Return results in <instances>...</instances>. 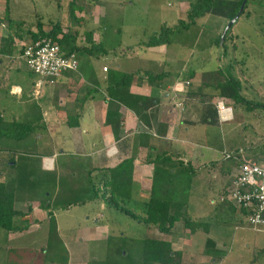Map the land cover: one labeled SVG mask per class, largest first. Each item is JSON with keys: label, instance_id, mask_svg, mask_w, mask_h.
Returning a JSON list of instances; mask_svg holds the SVG:
<instances>
[{"label": "crops", "instance_id": "crops-1", "mask_svg": "<svg viewBox=\"0 0 264 264\" xmlns=\"http://www.w3.org/2000/svg\"><path fill=\"white\" fill-rule=\"evenodd\" d=\"M111 5L108 11L116 9V4ZM8 7L10 10L9 2ZM5 11V0H0V118L1 124H8L4 128L0 125V183H13L14 188L20 186L22 190H14L13 201V209L21 215L12 216L10 229L0 226V264H54L46 255L40 257L46 243L38 242L34 247L22 241L26 234L43 230L48 237L51 216L62 241L63 227L64 231L86 230L93 228L90 221L94 227L107 226L105 219L110 220L111 213L106 206L113 208L108 203L110 183L119 177L115 174L119 169L130 171L131 178L124 175L120 180L129 195L125 193L116 200L139 211L138 218H145L153 172L149 161L162 153L174 161L165 168L191 172L188 217L209 223L216 216H224L231 224L245 218L244 211L219 198L230 187L241 161H264V89L261 73H256L259 66L252 59L255 53H235L224 66L221 61L226 59V52L168 54L162 52L167 44L150 46L146 43L149 39L134 46L121 42L115 45L114 37H108L107 26L100 24L98 12L95 21L87 23L90 26L71 25L73 29L63 30L77 34V70L65 71L55 83L38 85L39 77L20 54L23 45L34 40L39 21L32 26L8 13L9 24ZM40 24L44 31L52 27ZM80 33L84 35L82 41L78 39ZM107 59L109 64L100 67L99 60ZM173 60L175 66H170ZM104 66L109 68L106 72ZM113 70L131 75L124 92L140 96L135 104L134 98L125 94L122 101L112 97L107 75ZM232 79L238 81L241 99L224 92ZM185 81L189 83L183 91L173 90L177 82ZM218 100L230 108L227 119L220 118ZM110 101L115 102L119 115L111 119L116 123L115 130L111 120L106 121ZM131 101L134 107L129 105ZM14 123L25 125L30 131L26 137L20 133L24 128ZM11 129L14 135H6ZM23 140H28L33 150L43 151L29 153L35 159H20L24 155L20 151ZM23 162L29 163L28 168ZM62 180L65 190L59 195ZM78 188L88 196L68 201L70 197L66 196ZM72 202L100 204L98 209L93 208L95 211H87L88 215L82 214L76 224L69 223L73 214L67 213L61 225L55 206L67 210ZM78 260L70 264H87Z\"/></svg>", "mask_w": 264, "mask_h": 264}, {"label": "rangeland", "instance_id": "rangeland-1", "mask_svg": "<svg viewBox=\"0 0 264 264\" xmlns=\"http://www.w3.org/2000/svg\"><path fill=\"white\" fill-rule=\"evenodd\" d=\"M190 1L76 0V4L81 7L74 11V15H71L70 0H9L10 10L8 13L15 19L24 18L32 26H35L38 21L45 26L59 23L61 27L63 25V31L73 29L70 27L71 25L76 28L79 27V24L84 27L90 26L88 25L89 21H95L99 12L101 15L100 24L107 26L108 37H114L112 38L115 45L121 42L122 45L128 43L134 46L135 42L148 40L154 34H158L160 26L165 23L171 27L175 26L179 20L187 21L185 12ZM111 4H116V9L108 11V6H112ZM228 21L223 16L207 13L197 18L189 28L180 27L176 32L171 33L170 42L162 48V52L167 51L168 54L177 53V51L182 54L207 51L226 52V59L221 61L224 66L228 65L235 53H255L252 59L259 66V71L256 73L259 75L261 73L260 78L264 89V0H247L245 10L235 20L227 36L221 42L219 36ZM117 29L120 30L119 33H116ZM83 37V33H80L78 39L82 41ZM171 62L170 66H175V61ZM103 63L109 64V59L99 60L100 67ZM134 65L137 66L136 61ZM106 67L108 68V66ZM12 130H8L6 134L9 135ZM23 141L25 143L20 151L24 155H20V159H35L36 157L29 153L43 151L33 150L31 143L29 145L26 143L28 140ZM23 164L28 168V162H23ZM24 173H27V170ZM62 183L63 180L61 186L58 187V189L60 188L59 195L65 190ZM25 184L26 182H24ZM84 196L86 197L88 194L83 188L82 190L78 188L66 197H70L68 201H71ZM99 204L96 202L84 206L83 203L80 205L72 202L67 210H64L65 208L62 206H55V211L61 225L67 213L73 214L68 220L69 223L76 224L79 218L83 217L82 214L87 211H95L93 208L98 209ZM53 205H57V203ZM121 205L128 209L132 208L126 203ZM106 209L111 213L110 220L105 219L107 226L94 227L90 221L89 224L93 228L86 230L64 231L65 227H63L61 230L63 241L59 236H52L48 240L44 230V232L26 234L25 240L22 241L34 244V247L39 243L41 245L46 243L44 251H40V257L43 258L46 255V258L53 260L54 264L76 263V261L79 262L78 258L87 264H96V261L101 262L111 256L118 257L121 249L124 250L123 255L127 257L125 261L133 260L131 262L138 263L142 254L144 238L169 241L172 250L180 252V255L175 257L174 264H264V251L261 250L264 247V232L252 230L244 216L232 224L231 220L225 221L224 216H216V219H211L209 223L192 219L201 224L194 232L186 228L184 220L181 219L168 233H163L157 227L147 225L142 218L132 219L131 216L115 206L113 208L106 206ZM133 212L139 216V211L133 209ZM236 225L237 227H235ZM63 243L70 249V252L66 251ZM36 250L39 252L38 249ZM50 263L52 262L46 264Z\"/></svg>", "mask_w": 264, "mask_h": 264}, {"label": "trees", "instance_id": "trees-1", "mask_svg": "<svg viewBox=\"0 0 264 264\" xmlns=\"http://www.w3.org/2000/svg\"><path fill=\"white\" fill-rule=\"evenodd\" d=\"M9 0H5L6 3V11H5V19L9 21V24L12 23L11 19H9L8 7ZM242 0H191L189 2V7L186 10L185 14L187 17V21L179 20V22L175 26H167L165 24L161 25L160 31L158 34H154L149 40L146 42L150 46H159L163 44H168L170 42V34L176 32L177 29L180 27L182 28H189L192 24L195 23L196 19L206 15L207 13L223 16L230 20L233 18L241 5ZM247 5V0L244 5V9L242 10L241 14L245 10ZM81 6L76 4V0H70L69 2V11L71 15H74V11L76 9H80ZM240 16V15H239ZM1 20V19H0ZM233 25V24H232ZM231 25V26H232ZM231 26L225 33L227 36ZM224 30V29H223ZM77 34L74 33H67L63 32L61 25L59 23H55L48 31H44L42 29L41 24L39 23L37 34H34V40L39 39L41 37H50L52 40L56 41L61 49L67 50V53H74L79 48L75 44ZM88 38L90 39V33H86ZM221 36V35H220ZM219 36V39H220ZM7 38L3 39L6 41ZM108 77V84L111 85L112 90L110 88V93L115 100L122 101V96L124 94L129 96L131 100L134 98V104L136 100L140 99V96L129 95L126 94L127 87L131 80V75L127 73H121L118 71H110L107 75ZM231 84L227 85L224 88V92L231 97L241 99L239 95V84L237 80L232 79L230 82ZM125 90L121 89L124 88ZM115 91L116 93H112ZM131 101L129 105L134 107V104ZM116 106L114 101L109 102V107L106 112V121L109 122L111 119L119 118V115L114 109ZM118 120V119H117ZM0 118V125L4 128V126L8 127V124H1ZM111 125L113 130L116 128V123L111 120ZM10 126V125H9ZM14 126L23 127L24 129L20 131L25 136L30 131L25 129V125L22 124H15ZM19 133V128L15 129V133ZM115 135H116V131ZM12 132H9V135ZM7 135V134H6ZM14 135V134H13ZM12 136V135H10ZM153 164V172H152V183L150 189L149 200L146 203L145 213L146 217L142 218V220L147 223L148 225H152L157 227L160 232L168 233L170 229L174 226L177 221L181 219L184 220V225L186 228H189L191 232H194L200 223L194 222L191 218L188 217L187 214V200H188V192L190 188L191 182V172L187 169L180 170L178 172L172 171L171 167L165 168L164 166L167 164L174 162L170 156L165 155L164 153L160 155H156L153 160L149 161ZM129 172V174H128ZM119 174V179L115 178L110 183L111 191H110V200L108 203L117 207L118 209L124 211L132 218H138L137 215L130 209L122 206L121 202L116 200L117 197L123 194H128L123 187L124 181H120L123 176L126 175L128 179H130V171L126 169H119L117 173ZM115 175V176H116ZM27 175L24 176V178ZM117 181V182H116ZM24 182H22L23 184ZM21 184V185H22ZM20 185V184H19ZM14 184H4L0 183V226L5 229H10L12 223V216L13 215H21L20 211H16L13 209V201H14V190H22L19 187L14 188ZM24 187V186H23ZM25 189V187L23 188ZM125 190V191H122ZM96 196V194L94 193ZM94 197V196H93ZM77 204L76 202H74ZM79 203V202H78ZM82 203V202H80ZM125 204V203H124ZM70 205V204H68ZM30 209V208H29ZM141 219V218H139ZM204 225V224H203ZM207 229L205 225V230ZM52 236H58L55 232V224L54 218L50 217V230L48 240L52 238ZM142 254L140 255V261L137 263H133L128 260L125 261L127 257L123 255V249L120 250L118 253V257H109L106 258L104 261H96V264H174V260L176 256L180 255L179 251H174L171 248V243L166 240H161L158 238H144L143 245H142ZM127 260V259H126ZM119 263H117V262ZM130 261V262H129Z\"/></svg>", "mask_w": 264, "mask_h": 264}, {"label": "built area", "instance_id": "built-area-1", "mask_svg": "<svg viewBox=\"0 0 264 264\" xmlns=\"http://www.w3.org/2000/svg\"><path fill=\"white\" fill-rule=\"evenodd\" d=\"M20 55L28 68L39 77L38 85L43 82L55 83L65 71L78 68L75 53H65L50 37H41L24 44ZM107 69L103 67V71ZM188 83L177 82L173 90L181 92ZM216 108L221 119L229 117L230 108L223 100L216 102ZM226 157L234 156L226 154ZM219 199H225L235 208L244 211L246 222L252 230L264 232V161L262 164L241 161L230 187Z\"/></svg>", "mask_w": 264, "mask_h": 264}, {"label": "water", "instance_id": "water-1", "mask_svg": "<svg viewBox=\"0 0 264 264\" xmlns=\"http://www.w3.org/2000/svg\"><path fill=\"white\" fill-rule=\"evenodd\" d=\"M246 3V0H242L241 5L239 7V10L237 12V14L231 18L228 23L226 24V26L224 27V30L221 33V37H220V41L222 42L225 36V33L227 32V30L229 29V27L235 22V20L239 17V15L241 14L242 10L244 9V5Z\"/></svg>", "mask_w": 264, "mask_h": 264}]
</instances>
